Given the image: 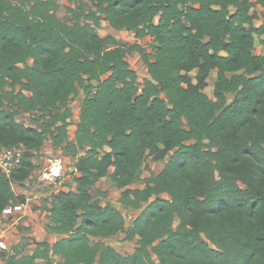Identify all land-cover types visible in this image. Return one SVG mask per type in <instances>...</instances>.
Masks as SVG:
<instances>
[{"label":"trees","instance_id":"16d2710c","mask_svg":"<svg viewBox=\"0 0 264 264\" xmlns=\"http://www.w3.org/2000/svg\"><path fill=\"white\" fill-rule=\"evenodd\" d=\"M87 1L91 22L76 9L61 20L55 0H0V147L26 149L15 172H0V213L25 203L12 185L30 176L47 139L75 159L76 172L74 190L50 194L45 230L59 238L35 241L29 254L1 253L3 264H154L153 256L157 264H264V0ZM97 13L114 30L151 38L153 53L100 36ZM256 36L262 54L253 53ZM134 51L148 75L141 88L126 60ZM21 112L40 113L41 127L18 123ZM169 151L164 168L134 188L145 155ZM104 177L123 205L147 204L126 231L137 237L126 255L90 243L125 229L122 213L89 193Z\"/></svg>","mask_w":264,"mask_h":264},{"label":"rangeland","instance_id":"374dc122","mask_svg":"<svg viewBox=\"0 0 264 264\" xmlns=\"http://www.w3.org/2000/svg\"><path fill=\"white\" fill-rule=\"evenodd\" d=\"M57 8L56 15L61 20L72 19L71 12L69 9H76V13L79 15L81 21L91 22L92 20L87 19V15L94 13V8L87 0H55ZM255 10L260 11V7H255ZM99 16V18H98ZM94 18H98V25L95 27L96 31L100 36L111 35L118 42L131 45L134 43L139 44L141 47L147 50L150 54L153 53L154 42L149 37L136 38L133 31L127 30H114L111 28L107 22L102 19L100 14L94 15ZM260 21H254V24L259 25ZM262 36H256L253 53L261 54L263 53V43ZM126 60L131 69H133L138 75V87L141 88L143 84V79L148 77L147 70L143 64L140 55L137 51H134L127 55ZM31 60H29V63ZM191 79L194 80V72L190 73ZM214 73L212 72L209 78L207 79V86L205 87V93L212 97L213 96V83H214ZM84 97V94L81 90L75 94L70 102L69 107L71 109V117L68 119V138H72L73 132L75 130L76 124L78 122L79 107L80 103ZM228 101L230 102L233 99L232 95L227 96ZM1 108V107H0ZM40 113L36 112H21L17 114V120L25 124L26 126H31L34 128H40L43 119L38 117ZM52 144L49 139L44 142V146L49 147V150L44 152H36L32 157L31 161L33 163V178L30 180V185L24 187L28 198H33L36 196L35 200L26 201V208L21 211L13 212L11 214L0 213V240L5 243L6 248H0V254H29L34 250L35 241H46L52 243L57 240L59 237L56 234H49L45 230L46 224L49 222V213L47 211V206H49L50 194L57 193L59 191H68L75 189V183L73 177L76 175L74 171L73 163L75 159L66 154L62 146L52 148ZM173 151H169L163 159L155 160L153 155L147 153L145 155L143 164H142V173L140 180L133 185L134 188L142 187L143 182L146 178L151 175L158 174L163 168L165 163L168 161ZM60 165L61 170L57 177H51L50 168L54 167L53 165ZM112 169L110 168V172ZM38 177L40 183L38 184ZM33 179L37 181V186L33 185ZM17 186L14 185L13 188ZM16 190V189H15ZM97 190L102 192H107V196H97ZM50 192V193H49ZM34 193V195H33ZM90 195L93 198H99L102 204H110L113 207L117 208L123 215L125 220V229L116 235L106 238H91L90 243L95 244L101 242L103 244L111 246L114 250L122 255L131 253L136 247L137 237L133 239H128L126 237V231L129 226L132 224L133 220L139 214V211L145 207L147 204H144L140 209H133L129 206L123 205L119 201L120 191L116 189L108 177L101 179L95 187L90 188ZM161 198H168L167 195L160 196ZM13 205V204H12ZM11 205V206H12ZM30 212V214H29ZM178 219L174 221V227L177 225ZM154 264H157V259L153 256ZM58 260L53 258V264H57ZM0 264H3V261L0 257Z\"/></svg>","mask_w":264,"mask_h":264},{"label":"built area","instance_id":"2783aa9c","mask_svg":"<svg viewBox=\"0 0 264 264\" xmlns=\"http://www.w3.org/2000/svg\"><path fill=\"white\" fill-rule=\"evenodd\" d=\"M25 147L22 144L0 147V172L6 176H10L15 172L21 164V160L25 154ZM61 170V166L55 165L50 168L51 177H57ZM26 203H15L12 206L6 207L2 212L5 214H11L13 212L21 211L25 208ZM0 248L5 249V243L0 240Z\"/></svg>","mask_w":264,"mask_h":264},{"label":"crops","instance_id":"0c3cea01","mask_svg":"<svg viewBox=\"0 0 264 264\" xmlns=\"http://www.w3.org/2000/svg\"><path fill=\"white\" fill-rule=\"evenodd\" d=\"M260 54V53H259ZM262 54V53H261ZM16 121L18 122V123H21V124H23L22 122H20L19 120H17V117H16ZM23 125H25V124H23ZM73 137V136H72ZM70 139H72V138H70ZM50 140V139H49ZM46 142V141H45ZM51 142V141H50ZM52 143V142H51ZM50 146H52V148L54 149V148H56L53 144H50ZM63 147V146H62ZM64 148V147H63ZM49 150V147H46V146H42L40 149H38L37 151H35L34 153H36V152H46V151H48ZM75 162V161H74ZM56 165V164H55ZM55 165H53V166H55ZM57 166V165H56ZM60 166V165H59ZM73 167H74V163H73ZM33 171V170H32ZM75 171V170H74ZM33 178V175H32V172H31V174H30V176L26 179V180H24V181H22V182H19V183H14L13 185H12V188H13V186L14 185H17V186H15L13 189L15 190V192L17 193V194H20V195H23L24 197H25V203L27 204V202L26 201H29V200H35L36 199V196L34 195V193H33V198H28L29 196L28 195H32V193H28L27 194V191H26V189L24 190V187H28L29 185H30V180ZM104 178H106V177H104ZM104 178H102V179H104ZM109 179V178H108ZM40 179H39V177H38V184L40 183V181H39ZM109 181H111L110 179H109ZM111 183L113 184V186L115 187V185H114V183L111 181ZM32 184L33 185H38L37 184V181L35 180V179H33V182H32ZM116 188V187H115ZM117 189V188H116ZM50 193V192H49ZM26 208V207H25ZM29 214H30V212H29ZM132 223V222H131ZM58 236V235H57ZM56 241V240H55ZM53 243V242H52ZM52 243H50V244H52ZM35 246V245H34ZM33 246V247H34Z\"/></svg>","mask_w":264,"mask_h":264}]
</instances>
